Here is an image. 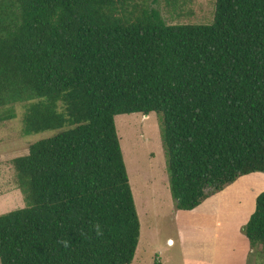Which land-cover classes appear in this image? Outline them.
I'll return each instance as SVG.
<instances>
[{
  "label": "trees",
  "instance_id": "16d2710c",
  "mask_svg": "<svg viewBox=\"0 0 264 264\" xmlns=\"http://www.w3.org/2000/svg\"><path fill=\"white\" fill-rule=\"evenodd\" d=\"M158 3L0 0V122L21 103L25 135L57 130L11 160L25 205L0 214L1 264H132L118 114L159 115L179 210L264 172V0H215L211 24ZM243 229L264 264V191Z\"/></svg>",
  "mask_w": 264,
  "mask_h": 264
},
{
  "label": "rangeland",
  "instance_id": "374dc122",
  "mask_svg": "<svg viewBox=\"0 0 264 264\" xmlns=\"http://www.w3.org/2000/svg\"><path fill=\"white\" fill-rule=\"evenodd\" d=\"M183 1L177 11H168L164 0H159L157 6L168 24L213 22L215 0ZM14 111V118L0 122V214L25 205L11 160L27 154L32 143L57 133L47 130L25 135L24 105L15 104ZM115 123L141 224L132 264H153L159 257L164 264L260 263L257 251L262 246L252 247L243 228L254 211L256 197L264 191L263 171L239 177L194 210H179L170 191L159 115L118 114ZM247 246L251 250L242 261Z\"/></svg>",
  "mask_w": 264,
  "mask_h": 264
},
{
  "label": "crops",
  "instance_id": "0c3cea01",
  "mask_svg": "<svg viewBox=\"0 0 264 264\" xmlns=\"http://www.w3.org/2000/svg\"><path fill=\"white\" fill-rule=\"evenodd\" d=\"M217 194H219V193H217ZM217 194H215V195H217ZM215 195L209 197V198L206 199V200L211 199V198L214 197ZM206 200H205V201H206ZM200 205H201V204H200ZM200 205H199V206H200ZM199 206H198V207H199ZM198 207H197V208H198ZM195 209H196V208H195ZM193 210H194V209H193ZM190 211H191V210H190ZM218 223H219V222H218ZM218 223H217V224H218ZM215 230H216L217 232H219V231L221 230V228L218 227V228H216ZM181 236H182V235H181ZM246 238H247V237H246ZM168 239L171 240V243L173 242V239H171L170 237H168ZM247 240H248V238H247ZM183 241H184V239H183V237H181V242H183ZM249 243H250V242H249ZM174 244H175V241H174ZM245 244L247 245V242H246V241H244V246H245ZM250 250H251V247H250V249H248V246L245 247V250H244V251H246V252L243 251V253H242V257H241V260H242V261H243V259H245V257L247 258V257L249 256V251H250ZM160 254H161V253H159V255H160ZM159 255H158V256H159ZM135 256H136V255H135ZM134 259H135V258H134ZM242 261H241V262H242ZM132 263H133V262H132ZM153 264H164V263H163V259H162L161 257H159V260L157 259ZM241 264H242V263H241ZM256 264H257V263H256Z\"/></svg>",
  "mask_w": 264,
  "mask_h": 264
},
{
  "label": "water",
  "instance_id": "95a60500",
  "mask_svg": "<svg viewBox=\"0 0 264 264\" xmlns=\"http://www.w3.org/2000/svg\"><path fill=\"white\" fill-rule=\"evenodd\" d=\"M171 241V240H170Z\"/></svg>",
  "mask_w": 264,
  "mask_h": 264
}]
</instances>
